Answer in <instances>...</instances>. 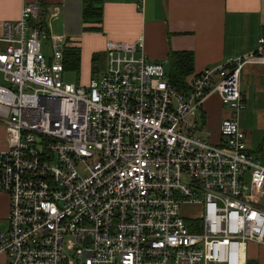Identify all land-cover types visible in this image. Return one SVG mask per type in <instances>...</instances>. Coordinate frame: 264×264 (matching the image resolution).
<instances>
[{"label":"built area","instance_id":"2783aa9c","mask_svg":"<svg viewBox=\"0 0 264 264\" xmlns=\"http://www.w3.org/2000/svg\"><path fill=\"white\" fill-rule=\"evenodd\" d=\"M39 12L24 2L0 35L3 264L244 263L248 243H264V162L239 125L240 73L264 63V36L188 75L184 89L142 36L111 40L81 84L63 78L61 36L44 53ZM211 93L229 109L218 142L200 117Z\"/></svg>","mask_w":264,"mask_h":264},{"label":"crops","instance_id":"0c3cea01","mask_svg":"<svg viewBox=\"0 0 264 264\" xmlns=\"http://www.w3.org/2000/svg\"><path fill=\"white\" fill-rule=\"evenodd\" d=\"M27 1L39 3L40 12L34 19H42L40 27L49 43L51 36L59 35L62 47H78L79 68H65L63 78L66 71H74L76 79L71 82L81 84L104 66L99 60L104 59L111 40L133 41L142 36L144 51L151 60H165L169 50H191L194 74L204 66L253 50L258 37L264 36V0H103L100 22L83 20L82 0H0V35L4 21L17 19ZM45 54L50 56V47ZM95 54L98 56L93 60ZM240 87L245 106L239 125L247 149L264 162L263 62L244 64ZM228 114L218 94L211 93L204 100L200 117L211 141H220V121ZM5 134L0 119V138ZM259 201L264 208V187ZM8 207V195L0 193V229L6 227ZM242 264H264V243L249 242Z\"/></svg>","mask_w":264,"mask_h":264},{"label":"trees","instance_id":"16d2710c","mask_svg":"<svg viewBox=\"0 0 264 264\" xmlns=\"http://www.w3.org/2000/svg\"><path fill=\"white\" fill-rule=\"evenodd\" d=\"M102 1L103 0H82L81 16L84 21L100 22L102 20ZM31 23L40 27L42 25V19H33ZM62 49L64 69L77 70L79 68L80 59L78 47L64 46ZM97 56V54L93 55L92 59L95 60ZM165 60L168 65L167 73L170 82L178 89L186 88V77L194 70L193 52L186 49L169 50Z\"/></svg>","mask_w":264,"mask_h":264},{"label":"rangeland","instance_id":"374dc122","mask_svg":"<svg viewBox=\"0 0 264 264\" xmlns=\"http://www.w3.org/2000/svg\"><path fill=\"white\" fill-rule=\"evenodd\" d=\"M40 37H41L42 49L46 53V52L49 51V47H50L49 38H48V36H46L43 33L40 35ZM50 49H51V47H50ZM99 61L102 62L103 65H104V59L103 60L100 59ZM165 68L166 69L168 68L167 64L165 65ZM75 79H76V74H75L74 71H70L69 70V71H66L64 73V80L65 81H73ZM0 83L7 84V81L4 80L3 75H2L1 72H0ZM182 209L184 210L185 213L186 212L187 213H192V212L198 211V205H196V204H185L184 206H182ZM2 259L3 258L0 257V264H3V260Z\"/></svg>","mask_w":264,"mask_h":264}]
</instances>
